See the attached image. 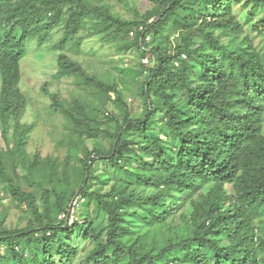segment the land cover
I'll return each mask as SVG.
<instances>
[{
	"label": "trees",
	"instance_id": "obj_1",
	"mask_svg": "<svg viewBox=\"0 0 264 264\" xmlns=\"http://www.w3.org/2000/svg\"><path fill=\"white\" fill-rule=\"evenodd\" d=\"M152 1L143 20L132 21L91 0H0L6 141L28 106L20 83L29 43L44 45L60 27L55 78L76 76L104 99L101 109L93 108L98 114L82 105L74 114L44 89L51 108L71 118L81 137L110 144L87 151L79 189L69 191L67 172L51 178L59 185L42 194L43 212L37 195L8 172L0 149V182L30 217L25 227L0 225V264H264V16L253 23L263 34L258 44L242 18L245 9L250 17L264 12V0ZM90 21L105 44L127 40L136 28L125 49L154 62L141 84L138 117L116 83L100 80L63 52L80 47L79 33ZM112 93L118 113L107 111ZM32 130L17 126L13 153L22 155ZM104 161L132 182L106 193L93 189L94 169ZM205 185L212 186L198 194ZM76 196L85 203L71 220ZM189 203L188 215L183 209ZM174 215L181 226L169 223ZM165 227L170 233L160 241Z\"/></svg>",
	"mask_w": 264,
	"mask_h": 264
},
{
	"label": "rangeland",
	"instance_id": "obj_2",
	"mask_svg": "<svg viewBox=\"0 0 264 264\" xmlns=\"http://www.w3.org/2000/svg\"><path fill=\"white\" fill-rule=\"evenodd\" d=\"M91 1L97 5L108 6L115 15L132 21L143 20L144 15L154 8L152 0ZM238 8V5L234 6L235 10ZM246 14L245 9L242 13V18L247 23L245 30L253 42L258 44L263 34L259 28L253 27V23L262 19L264 12H257L254 17L246 16ZM94 29L95 26L90 21L79 33L82 37L80 47H69L63 52L86 67L90 74L100 80L116 83L118 89L123 91L129 105L133 107L134 115L138 117L142 111V102L139 99L141 84L148 75L146 67L154 62L149 57H141L134 49H125L126 41L135 39L138 31L136 28L129 32L127 40L107 44L100 40ZM62 35L63 30L59 27L53 31L50 40L44 45H40L37 41L29 43L28 55L21 63L20 83V90L28 102L26 113L20 121L11 123L8 133L10 142L4 138L3 127L0 124V149L4 155L7 170L16 178L23 190L37 195L41 212L44 211L42 194L47 189L51 190L53 184H56V187L59 185L57 180L53 181L51 178H64L67 172L70 176L69 191L79 189V173L83 165L82 159L86 158L87 151L92 150L99 142L107 149L110 147V144L102 137L98 140L87 136L81 137L71 118L51 108L52 98L44 89L50 94L59 95L65 107L74 114L79 111L78 105H82L90 114H98L93 108L101 109L104 99L97 90L83 85L76 76L55 78L58 70V56L62 51L54 50L53 45L61 39ZM227 39V37L223 38L225 41ZM157 40L152 43L153 46ZM199 43L200 41L196 39L195 44ZM111 97L112 101H109L107 111L118 113L113 103L115 94L112 93ZM102 117L100 115L98 119L103 121ZM22 125H32L33 130L20 155L13 153L14 133L17 126ZM94 173L98 179L93 189H99L102 193L109 192L113 186L122 181L132 182L130 178L125 177L105 161L96 164ZM211 186L205 185L198 194L208 192ZM50 199L54 203L55 196L51 194ZM82 203H85L83 199L78 196L74 198L72 202L74 209L69 219L79 216ZM183 210L189 215L192 210L190 203ZM53 214L58 215L59 219L65 217L63 213L58 214L55 209ZM29 220L27 206L14 200L7 185L0 182V225L9 229L25 227ZM169 223L175 227L181 226L180 216H172ZM169 229L165 227L159 231L160 241L169 235ZM81 239L77 240L79 245L82 244ZM4 253V247L0 246V256Z\"/></svg>",
	"mask_w": 264,
	"mask_h": 264
}]
</instances>
